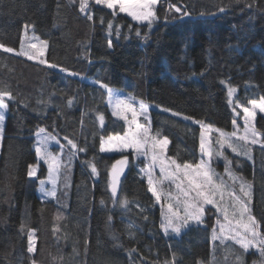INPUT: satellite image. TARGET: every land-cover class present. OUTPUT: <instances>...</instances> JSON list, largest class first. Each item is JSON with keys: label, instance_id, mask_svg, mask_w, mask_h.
Masks as SVG:
<instances>
[{"label": "trees", "instance_id": "16d2710c", "mask_svg": "<svg viewBox=\"0 0 264 264\" xmlns=\"http://www.w3.org/2000/svg\"><path fill=\"white\" fill-rule=\"evenodd\" d=\"M154 10L157 19L149 28L126 14L113 16L95 0H88L85 12L80 0H0V44L17 49L25 28L32 26L45 42L47 61L0 48V93L13 97H5L0 138V264H172L173 254L174 264H264L255 248L245 253L226 240L229 252L212 241L217 219L223 222L212 205L201 223L190 221L180 234L165 235L162 206L141 173L152 153L100 152L101 137L126 131L102 84L128 93L118 95L122 98L134 97L135 107L141 100L149 105L150 119L140 121L150 123L151 135L159 131L167 137L165 155L180 164L197 163L202 156L197 122L232 133L233 120L242 118L236 103L245 106L264 97V0H160ZM226 86L236 90L231 103ZM252 125L260 135L257 143L238 139V132L232 137L248 156L227 146L223 153L232 171L252 184V215L264 231V115L257 113ZM41 127L65 146L62 162L72 152L68 139L85 149L76 152L70 168L61 169L56 195L47 199L40 198L38 187L47 166L39 163L36 176L27 175L38 161L34 143ZM210 136V166L232 185L224 157L215 155L221 151L219 136ZM125 155L129 163L114 204L108 172ZM179 182L163 180L162 199L176 197ZM235 188L238 192L239 185ZM124 199L129 203L121 206Z\"/></svg>", "mask_w": 264, "mask_h": 264}, {"label": "snow or ice", "instance_id": "6c2138e0", "mask_svg": "<svg viewBox=\"0 0 264 264\" xmlns=\"http://www.w3.org/2000/svg\"><path fill=\"white\" fill-rule=\"evenodd\" d=\"M96 4H101L106 6L108 9H112V15L116 16V9L118 8L120 13H126L127 16L131 17L133 21L138 23H147L148 27L151 28L153 22L157 19L155 13V6L158 0H95ZM169 9L173 8V5L169 4ZM88 8V0H80V11L85 12ZM176 12H180L179 8L175 9ZM220 11H224L223 8ZM183 16L188 15L187 12L182 13ZM88 19L91 20L92 16L89 15ZM103 22V18H101ZM131 28L132 26L129 25ZM109 33H111L112 23L108 24ZM117 34H119V28L116 29ZM137 35L139 31L137 30ZM45 43V42H42ZM109 47L112 46L111 40L108 42ZM5 52H13L12 48H4L0 45ZM32 48L36 49L35 53L25 52L23 50V42L21 52L16 53L17 55H27L29 60L38 59L43 57L44 48H37L35 44ZM40 63H47V61L40 59ZM50 67L55 68L56 65H50ZM222 83H224L222 81ZM107 89L109 95V103H112V98L116 96L113 115L119 116L131 129L133 125L136 126L135 133L126 132L124 136H109L107 141L104 137H101L100 152H120L123 153L128 149H131L133 154L140 155L150 151L152 153L151 160L152 164L146 166V168L141 169L144 176L147 177L148 191L152 193L155 197L157 203H161V223L160 227L168 235L171 231L172 233L180 234L181 230L189 225L190 221H196L198 224L202 222L203 215L206 211V205H212L217 208L218 212H222L223 222L218 218L216 225L212 228L211 239L213 242L219 240L221 245H224L227 251L231 252V248L225 245L226 240H231L235 244H238L241 249L246 253L250 248H255L258 250L260 256L264 258V231L261 230L260 222L252 215L251 209V197H252V184L242 177L236 175L231 169V161L224 157L223 149L225 146L230 148L232 152L236 153L237 156L245 155L248 156V152L243 149V146L237 145L232 141V137L237 136V124L236 120H233V128L237 129L232 133H226L222 129L214 128L212 125L204 124L203 122H197L201 127L200 134V148L203 155H207L209 159L213 156V150L209 143L211 136L210 134L215 132L219 136L217 143L221 151L215 152L216 156L224 157L225 159V174L232 181V185L227 184L222 176H219L211 168L204 159L203 155L198 163L184 162L183 164L178 163L175 159L168 158L165 155V150L169 143L167 137H161L159 131L155 135H151L150 123L147 127L139 123V117L144 116L147 119L148 105L142 100L139 101V110L133 105L132 101L134 97L121 98L117 96L114 89L109 88L107 85H101ZM236 90L229 87L228 98L231 103V98ZM5 97L9 100L13 99L11 93L4 92L0 93V134L3 132V123L5 120L4 110L8 108V104L5 102ZM72 101L69 100V104ZM249 103L252 105V110L247 107H243L242 111L244 113V134L239 136L238 139L247 142L251 140V143H257L254 127H249V122L255 116V109H259L264 112V97L261 98L260 102L253 99ZM239 107V105H237ZM131 114V119H128V114ZM177 115V113H173ZM101 124H103V116H99ZM187 119V118H186ZM37 142L35 146V152L39 159H43L48 165V177L47 181H40V191L45 194V196L55 197L57 190V180L60 176L62 168H70L71 161L74 158L76 152L85 151L84 148H79L72 140L68 139L67 143L71 145L72 152L69 154L67 161H61L58 155H54L49 150L50 141H55L57 145L60 146L61 152H63L64 145L60 143L57 136L47 133L44 128H39L36 133ZM67 139V138H65ZM251 157L249 156V159ZM90 163V162H89ZM129 163L128 156H123L122 159L117 160L112 164L110 171L108 172L109 183L108 187L111 190L113 203H116V198L118 196V186L120 184L121 175L124 172L125 167ZM159 165L160 175L163 178L161 181H157L154 176L153 169L156 165ZM91 166L92 174L97 175V169L94 165ZM182 173V178H181ZM27 175L29 177L36 176V168L33 165H29ZM163 180H172L175 182L179 180L180 182L176 184L178 190V195L172 197L171 194L168 195L167 199H162V193L158 191V185L163 182ZM186 181V183H185ZM50 183L52 188L50 190L45 189V183ZM239 185V190L237 192L235 185ZM219 196V202L216 197ZM228 200H225V197ZM173 200L175 202H173ZM101 203H104L101 200ZM128 200L124 199L121 201V206H126ZM221 204L224 205L221 208ZM166 206V211L164 210ZM217 226L219 231L217 232ZM133 225L129 224L128 228H132ZM32 233H29V252L34 249L32 247ZM215 249V244L213 245ZM227 259V257H226ZM242 259V254L236 256V260L240 262ZM175 262V254H173V262ZM165 264H169L165 261ZM200 264V262H198Z\"/></svg>", "mask_w": 264, "mask_h": 264}, {"label": "rangeland", "instance_id": "374dc122", "mask_svg": "<svg viewBox=\"0 0 264 264\" xmlns=\"http://www.w3.org/2000/svg\"><path fill=\"white\" fill-rule=\"evenodd\" d=\"M160 0H158V2H159ZM129 2H131V0H129ZM101 5V4H100ZM102 6H104V5H102ZM106 7V6H105ZM156 7V6H155ZM107 8V7H106ZM155 9V8H154ZM111 12H113V10L112 9H109ZM116 12H119V10H118V8L116 9ZM120 13V12H119ZM122 14H126V13H122ZM127 15V14H126ZM129 17V16H128ZM130 19H131V17H129ZM132 20V19H131ZM135 22V21H134ZM146 23V22H145ZM21 38H22V41H21V43H20V45H19V47L17 48V49H14V48H12L14 51V53H19V52H21V48H22V42H23V50L25 51V52H32V53H35L36 52V49H34V48H32V45L33 44H35L36 46H37V48H40V47H45V43H42V42H44L43 40H40L39 41V39H38V37H36V35L34 34V32H33V27L32 26H29V27H26L25 28V30H24V33L22 34V36H21ZM0 45H2V44H0ZM4 48H7V47H5V46H3ZM8 48H11V47H8ZM3 49V48H2ZM44 51H45V48H44ZM23 56H25V57H27V55H23ZM28 58V57H27ZM40 59H43V60H45L46 61V59H44V57H40V58H38V59H35V60H38V61H40ZM109 88H111V87H109ZM106 89V88H105ZM112 89H114L115 90V92H116V94H117V96L118 95H123V96H126L128 93H126L125 91H123V90H120V89H115V88H112ZM228 89H229V86H226V91H227V93H228ZM235 95V92L233 93V96ZM233 96H232V98H231V102H232V100H233ZM121 98H122V96H121ZM108 99H109V95H108ZM115 99H116V96H114L113 98H112V103L110 104L109 103V107H110V109L112 110V112H113V109H114V103H115ZM261 101V99H258L257 100V102H260ZM146 104V103H145ZM148 105V104H147ZM237 105H239V107H237L240 111H241V114H242V118H241V120H240V122H236V124H237V129H238V133H240L241 135H243L244 134V126H245V124H244V113H243V111H242V108L243 107H247V108H249L250 110H252V105L249 103V101L246 103V105L245 106H242L241 104H239V103H236V106ZM154 107V106H153ZM138 110H139V105L136 107ZM5 111L6 110H4V114H5ZM257 113H261L262 115H264V112H261L258 108L257 109H255V116H256V114ZM146 115H147V119H145L144 118V116H140L142 119H144V120H149L150 118H149V105H148V110H147V113H146ZM255 116H254V118H255ZM115 117H119V116H115ZM140 117H139V123L140 124H142V125H144L145 127H147V125L146 124H144V123H142L141 121H140ZM254 118L252 119V120H250V122H249V127H254L252 124H253V121H254ZM128 119L130 120L131 119V114L129 113L128 114ZM98 120H99V123H100V125H102L101 124V122H100V119H99V116H98ZM125 122V121H124ZM125 125H126V131L124 132V133H119V136H124L125 135V133L126 132H129L130 134L131 133H135L136 132V126L135 125H133L132 126V128L131 129H129L128 128V125L125 123ZM237 129H235V131L237 130ZM256 132V131H255ZM110 135H108V137H109ZM111 136H117V135H111ZM108 137H105L104 139H105V141H107V138ZM0 138H1V134H0ZM260 138V135H258L257 134V136H256V140L258 141V139ZM36 142H37V136H36V141H35V143H34V145L36 146ZM61 143V142H60ZM61 144H63V143H61ZM49 150L54 154V155H58L59 157L61 156V149H60V146L59 145H57L56 143H55V141H50V145H49ZM131 149H128L127 151H130ZM132 151V150H131ZM126 152V151H125ZM104 153H106V154H113V153H120V152H104ZM136 155V154H135ZM141 155V154H140ZM203 155V154H202ZM136 156H138V155H136ZM61 158V157H60ZM201 158H202V156H201ZM201 158H199L200 160H201ZM38 159V158H37ZM203 159L208 163V164H210L209 163V159H208V156L207 155H203ZM200 160L198 161V162H200ZM148 161H149V163L150 164H152V161H151V156H150V158L148 159ZM197 162V163H198ZM39 163H43L45 166H47V172H46V178H44V179H41V180H45V181H47V177H48V165L44 162V160L43 159H39V161H37L36 163H34L33 164V166L36 168V173L38 172V170H39V168H40V166H39ZM156 172L157 173H155L154 172V175H156L157 177L156 178H158V177H160L161 175H160V169H159V166H158V164L156 165ZM146 168V167H145ZM155 168V167H154ZM144 169V168H143ZM142 173V172H141ZM143 174V173H142ZM144 175V174H143ZM35 177V176H34ZM145 178L147 179V177L145 176ZM181 178H182V173H181ZM41 180H39V185H38V187H39V190H40V181ZM44 187H45V189H47V190H50L51 188H52V185L50 184V183H45V185H44ZM40 198H43V199H47V198H53L52 196H45V194L43 193V192H41L40 191ZM158 204H160L161 205V203H158ZM211 205H206L205 206V208H206V211H205V213H204V215L205 216H208V214H209V212H208V207H210ZM203 215V216H204Z\"/></svg>", "mask_w": 264, "mask_h": 264}, {"label": "water", "instance_id": "95a60500", "mask_svg": "<svg viewBox=\"0 0 264 264\" xmlns=\"http://www.w3.org/2000/svg\"><path fill=\"white\" fill-rule=\"evenodd\" d=\"M120 159H122V158H120ZM128 165V164H127ZM127 167V166H126ZM126 167H125V169H126ZM125 169H124V171H125ZM124 175V172L122 173V175H121V177Z\"/></svg>", "mask_w": 264, "mask_h": 264}]
</instances>
